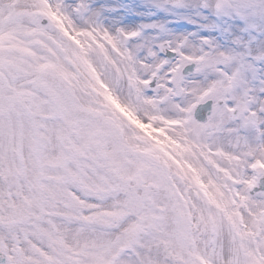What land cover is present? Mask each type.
<instances>
[{
    "label": "snow or ice",
    "instance_id": "1",
    "mask_svg": "<svg viewBox=\"0 0 264 264\" xmlns=\"http://www.w3.org/2000/svg\"><path fill=\"white\" fill-rule=\"evenodd\" d=\"M0 264H264V0H0Z\"/></svg>",
    "mask_w": 264,
    "mask_h": 264
}]
</instances>
